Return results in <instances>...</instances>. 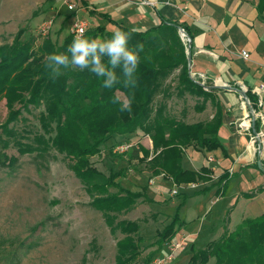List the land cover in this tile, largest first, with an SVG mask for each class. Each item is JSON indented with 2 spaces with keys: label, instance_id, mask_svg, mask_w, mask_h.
Segmentation results:
<instances>
[{
  "label": "trees",
  "instance_id": "16d2710c",
  "mask_svg": "<svg viewBox=\"0 0 264 264\" xmlns=\"http://www.w3.org/2000/svg\"><path fill=\"white\" fill-rule=\"evenodd\" d=\"M257 8L264 18V0H258ZM106 16L103 15L112 21ZM179 26V22L166 18L146 31L120 26V30L131 33L129 47L143 44L135 88L123 86L119 68L115 71L121 82L111 89L104 88V78L88 69H62L59 77L52 78L45 67L46 57L51 53L67 54L68 46L75 38L72 33L62 43L48 35L39 38L40 43H37L35 37L23 40L27 29L21 27L11 42L0 45V101L5 100L9 111L7 119L0 122V168L14 169L19 160L18 156L6 150L10 145V135L14 133L10 124L18 121L23 111L40 108L39 122L43 133L35 134L32 143H22L12 136L18 151L20 154L36 151L43 154L55 149L65 154L70 168L90 196L89 204L103 213L113 232L120 230L124 234L117 241L116 264H141L139 259L143 253L144 237L140 234V223L137 220H119L118 217L130 211L141 198L150 199L146 193L121 184L120 179L126 176V171L106 175L94 165L92 158L101 153L102 145L116 135L143 131L153 140L154 156L149 159V151L143 149L144 157L138 158L146 162L153 174L165 173L177 185L205 180L210 173L206 166L199 170L183 167L187 148L207 151L223 148L219 137L223 122L220 104L210 84L205 87L190 75L187 47ZM185 31L192 38L188 29ZM113 33L99 25L89 28L84 37L107 39ZM103 59L107 63V58ZM175 71H178L177 95L189 93L202 97L201 103L195 105L197 111H204L208 100L214 103L216 110L209 120L189 123L168 114L164 102L155 107V98L160 92L164 98L169 96L167 87L163 86ZM118 92L132 99L131 111L120 110L122 98L118 103L112 102L119 96ZM228 176L227 173L219 179L221 187L226 186ZM254 194L252 192L249 196ZM183 224L175 217L159 232V246L144 258L145 264H150L156 252H161L176 237ZM227 224L223 234L205 248L192 247L188 264H206L213 257L214 264H264V213L243 219L234 231H230Z\"/></svg>",
  "mask_w": 264,
  "mask_h": 264
},
{
  "label": "rangeland",
  "instance_id": "374dc122",
  "mask_svg": "<svg viewBox=\"0 0 264 264\" xmlns=\"http://www.w3.org/2000/svg\"><path fill=\"white\" fill-rule=\"evenodd\" d=\"M48 1L0 0V45L11 42L21 27L27 29L23 40L35 37L40 43L38 39L44 37L37 34L38 26L44 19L54 16V11H50L53 6L48 7ZM55 4L61 12L55 15L54 26L48 36L62 43L70 33V24L65 26V19L61 22L59 15L70 11L64 0H55ZM87 21L88 29L94 28V22ZM61 29L64 33H61ZM186 47L189 57L188 43ZM189 68L193 71L192 67ZM177 73L175 71L164 83L163 87H167L169 96L164 98L160 92L155 98V107L164 102L168 114L189 123L209 120L216 110L214 103L208 100L205 110L197 111L195 105L201 103L202 97L189 93L177 95ZM118 94L123 100L126 99L123 93ZM8 112L5 100L0 101V122L7 119ZM39 114L40 108L23 111L18 121L10 124L14 133L10 135V145L6 150L18 156L19 160L14 169L0 168V264H116L117 241L124 234L120 230L113 232L103 213L89 204L90 196L70 168L65 154L55 149L43 154L37 151L20 154L18 151L14 138H19L22 143H32L35 134L43 133ZM129 142L134 146L128 151L122 153L116 149L117 145ZM143 149L149 151V159L154 156L153 140L143 131L138 130L132 135H116L102 145L101 153L95 155L92 161L106 175L126 171V176L120 179L121 184L146 193L150 199L141 198L130 211L118 217L119 220H137L140 223L144 242L139 263L145 264L144 258L157 250L159 232L178 217L179 222H186V225L180 226L175 238L184 232L189 235V242L177 252L172 264H188L193 246L205 248L208 245L206 240L223 234L221 232L227 224L224 222L227 205H235L232 194L235 189L231 188L218 202L213 201L220 196L223 186L218 182L221 176H213L210 170L205 180L182 183L184 188H177L178 193L172 194L171 190L175 188L173 180L168 175L161 177V174H153L146 162L140 161L145 155ZM210 156L215 155L189 149L183 159L185 165L192 169V164L209 165ZM244 182H240L242 187L247 184ZM193 183L197 184L196 188L190 187ZM207 183L217 186V189L220 187L219 193L214 191L195 195L203 193ZM252 205L254 209L250 216L259 212L255 204L249 206ZM244 208L242 202L239 211L230 217L231 231L241 223L238 220H241ZM167 252L165 245L161 252H156L154 258ZM214 262L213 257L206 264Z\"/></svg>",
  "mask_w": 264,
  "mask_h": 264
},
{
  "label": "crops",
  "instance_id": "0c3cea01",
  "mask_svg": "<svg viewBox=\"0 0 264 264\" xmlns=\"http://www.w3.org/2000/svg\"><path fill=\"white\" fill-rule=\"evenodd\" d=\"M82 1L90 8L80 10L77 15L94 22L92 25L94 27L99 25L106 27L107 31L120 30V26L136 31H146L159 25L163 18L177 21L184 29H188L192 37L191 67L194 72L203 73L206 76L207 83L210 84V89L220 104L223 122L219 129V137L223 148L207 151L189 147L185 153L193 149L205 152L206 155L214 154L216 156L214 174L221 177L229 174L226 186H223L220 196L213 201L218 202V199L230 192L231 188L235 189L232 192L235 205L228 204L224 216L225 223L228 216L230 231L232 220L230 217L239 211L242 202L246 208L242 210L241 220L238 221L263 214L264 169L259 167L258 161L264 162V150L262 151L261 140L251 143L250 135L255 130L264 132V124L256 119L257 124L254 125L252 119L247 117L249 107L243 103L237 90L247 88L249 97L254 100L256 97L250 90L264 80V18L257 8L258 0ZM56 6L55 0L48 1V7H52L50 11H54L53 18L61 12ZM103 15H107L106 17H110L112 21L104 18ZM59 18L61 22L65 19V26L70 24L71 27L75 14L69 12L59 15ZM61 31L64 33L63 29ZM242 50L248 51L250 57H243ZM262 111L264 112V105ZM249 124L250 128L246 130L243 126ZM192 166L191 170H199L202 166L209 167L208 163L200 166L192 164ZM183 167L190 169L185 165L184 159ZM231 168L233 173L230 174ZM244 181L247 184L242 187L241 184H245ZM261 187L263 188L259 189ZM204 188L203 193L195 195L214 191L219 193L217 186H211L210 183H207ZM252 192L255 194L249 196ZM251 204L257 206L258 214L250 216L254 209L251 208L254 205L249 206ZM185 225L186 222L182 227ZM216 236L206 240V243L219 238Z\"/></svg>",
  "mask_w": 264,
  "mask_h": 264
},
{
  "label": "clouds",
  "instance_id": "9594fccd",
  "mask_svg": "<svg viewBox=\"0 0 264 264\" xmlns=\"http://www.w3.org/2000/svg\"><path fill=\"white\" fill-rule=\"evenodd\" d=\"M131 33L123 30L114 31L110 38L100 37L85 38L82 34L77 35L66 53H51L46 57V69L52 78L62 74V69H88L98 77H103V87L113 88L120 83L116 74L119 68L123 75V86L135 88L137 86V69L140 63L139 53L143 51V44L137 43L129 47ZM107 58V63L103 58ZM121 97L113 99L118 103ZM132 99L126 98L121 105V111H131Z\"/></svg>",
  "mask_w": 264,
  "mask_h": 264
},
{
  "label": "built area",
  "instance_id": "2783aa9c",
  "mask_svg": "<svg viewBox=\"0 0 264 264\" xmlns=\"http://www.w3.org/2000/svg\"><path fill=\"white\" fill-rule=\"evenodd\" d=\"M64 4L67 6L68 10L75 14V18H74V22L72 23L71 27H70V33H72L75 37L79 34H82L83 37L85 36V33L88 30V21L87 19L81 18L78 14V12L80 10H89L90 7L86 6L82 0H64ZM54 18H47L44 19L40 25L38 26V32L37 34L40 37H46L51 29L54 26ZM37 35V36H38ZM184 42L186 43H191V38L184 36L183 37ZM241 55L245 58H249L250 57V53L246 50H242L241 51ZM191 76L198 81L199 83H201L203 86L207 87V80H206V76L203 73H196L194 71H191ZM243 91L247 92L248 89L247 88H243ZM252 92V94L255 95V99H251V97L249 98L248 101L245 100L244 96L242 94L241 95V99L243 101V103L247 106L252 105L253 106V114H251L249 112L248 114V118L252 119V116H254L256 119H259L262 124H264V112L262 111V107L264 105V80L259 82L257 85H255L254 87H252V89L250 90ZM247 118V119H248ZM249 120V119H248ZM253 120V119H252ZM244 125V123H241V125ZM246 128V130H249L250 128V124L248 126H243ZM257 140H261V147H262V151L264 150V132L263 131H255L253 133H251L250 135V141L251 143H255ZM134 146L133 143H122L117 145V150H119L120 152H126L129 149H131ZM260 151V152H262ZM216 159L215 156H210L209 157V168L212 172V175L215 176V171H216V167L214 165ZM229 173H233V169L231 168L229 170ZM161 177H164V173L161 174ZM151 182H154L153 179H151ZM175 188H173L171 190L172 194H176L178 193V189L177 188H184L183 185H177L174 183ZM190 187L192 188H196L197 184L193 183L190 185ZM189 242V235L185 234L184 232H180L179 236L177 238L172 239L171 241H169L166 245H167V250L168 252L164 255H158L157 257H155L153 259V264H172L174 259L176 258L177 252H179L180 250L184 249L187 246V243Z\"/></svg>",
  "mask_w": 264,
  "mask_h": 264
},
{
  "label": "water",
  "instance_id": "95a60500",
  "mask_svg": "<svg viewBox=\"0 0 264 264\" xmlns=\"http://www.w3.org/2000/svg\"><path fill=\"white\" fill-rule=\"evenodd\" d=\"M178 29H179V32H180V35H181V37H182V39H183V37L184 36H186V37H189L190 38V36H189V34L185 31V29L182 27V26H179L178 27ZM189 44V43H188ZM190 44H189V50H190ZM189 57H188V61H189V66L191 67V50H190V52H189ZM224 88H230V89H237V88H234V87H231V86H223ZM238 91H239V93L240 94H242L243 96H244V98H245V100L246 101H248L249 100V95H248V93L247 92H245V91H243L242 89H237ZM249 108V112L251 113V114H253V112H254V110H253V106L252 105H249L248 106ZM252 123L255 125V123H256V118L254 117V116H252ZM258 165H259V167L260 168H262V161L261 160H259L258 161Z\"/></svg>",
  "mask_w": 264,
  "mask_h": 264
},
{
  "label": "bare ground",
  "instance_id": "6f19581e",
  "mask_svg": "<svg viewBox=\"0 0 264 264\" xmlns=\"http://www.w3.org/2000/svg\"><path fill=\"white\" fill-rule=\"evenodd\" d=\"M256 131V130H255Z\"/></svg>",
  "mask_w": 264,
  "mask_h": 264
}]
</instances>
